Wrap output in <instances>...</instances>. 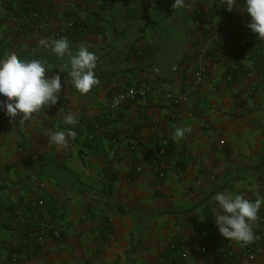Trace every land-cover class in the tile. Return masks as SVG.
Here are the masks:
<instances>
[{"label": "crops", "instance_id": "0c3cea01", "mask_svg": "<svg viewBox=\"0 0 264 264\" xmlns=\"http://www.w3.org/2000/svg\"><path fill=\"white\" fill-rule=\"evenodd\" d=\"M173 3L53 0L47 22L25 17L29 6L16 0L0 9V59L15 54L42 60L46 76L59 74L62 83L58 103L28 121L0 113V264H169L161 258L170 257L178 264H264V206L253 224L251 256L248 245L220 234L213 199L224 191L250 201L264 197V39L247 27L251 17L242 8L186 0L175 11ZM10 14L24 19L22 31ZM73 18L82 32L69 29ZM213 34L205 81L186 103L172 104L154 91L116 110L106 108L112 94L145 81L183 91L196 74V55ZM62 37L74 52L83 45L98 57L100 84L87 95L64 83L67 56L58 58L39 44ZM69 112L77 125L64 124ZM69 128L77 137L68 148L48 142L45 133ZM178 128L190 131L176 140ZM164 137L169 156L155 163L151 144ZM38 194L49 209L53 198L62 202L65 212L58 219L67 232L40 247L23 228L17 244L6 206H26ZM197 222L211 234L207 253L201 252ZM183 238L192 243L168 249ZM18 250L28 257L15 263L11 256Z\"/></svg>", "mask_w": 264, "mask_h": 264}, {"label": "clouds", "instance_id": "9594fccd", "mask_svg": "<svg viewBox=\"0 0 264 264\" xmlns=\"http://www.w3.org/2000/svg\"><path fill=\"white\" fill-rule=\"evenodd\" d=\"M228 11L233 8H242L250 14L251 21L247 27L257 33L259 39H264V0H243L242 7L237 6V0H220ZM187 6L186 0H174L172 7L175 11ZM41 47L49 49L58 58L67 56L70 71L67 73L69 82L76 91L87 95L90 90L100 84L95 75L98 57L86 46H81L73 51L67 37L58 39H41ZM48 68L42 60L19 59L15 54H10L0 59V113L15 119L21 115V121H28L34 113L44 110L45 106H54L58 103L62 91L61 76H46ZM122 99V97H121ZM118 103V101H117ZM66 125H77L78 118L71 112L63 117ZM190 129L178 128L174 139L179 140ZM48 142L58 148H68L69 143L75 140L77 132L74 128L57 130L45 133ZM218 205L214 210L216 226L220 234L240 245H248L256 239L253 224L258 218V213L264 206V197H257L255 201L246 199L241 194L228 191L217 192L213 197Z\"/></svg>", "mask_w": 264, "mask_h": 264}, {"label": "built area", "instance_id": "2783aa9c", "mask_svg": "<svg viewBox=\"0 0 264 264\" xmlns=\"http://www.w3.org/2000/svg\"><path fill=\"white\" fill-rule=\"evenodd\" d=\"M16 1L20 4L29 6L27 13H24L25 17H30V19L33 20L42 19L45 22L48 21L50 16L49 6L53 2V0ZM6 2L7 0H0V9H4ZM246 15L250 16V14H248L247 12ZM8 20L12 22L19 31H22L26 26V22L24 21V19H20L17 14H10L8 16ZM31 26H33V24ZM68 27L69 29L77 27L78 31L80 32L84 30V27L78 24L74 18L68 21ZM56 35H59V33H57ZM214 41L215 35L213 34L212 37H210V39L207 41L205 47L202 48L196 55V74L192 82L183 91L179 93H172L171 91L163 88V86H161L159 83L145 81L139 84L131 85L123 91L115 92L114 94H112L109 101L107 102L106 108L108 110H116L122 107L128 100L147 97L151 92L154 91L160 92L167 96L171 100L172 104L180 105L186 103L205 81L207 72L206 59L211 49H214ZM238 68L239 66L237 64L233 65L234 70H237ZM229 79H232V76H229ZM93 137V135L89 136L91 140L93 139ZM222 143H224V141ZM168 146L169 140L166 137L151 144V148L155 151V163L164 160L165 156L167 155ZM161 175L163 176L164 173H161ZM210 178L214 179L215 176L210 174ZM201 182L202 181L200 179L199 184H201ZM53 199L54 206L52 209L48 208L46 198L39 194L33 201H31V203L15 210H11L10 205L6 206L5 216L7 218H11L14 222L12 235L15 243L20 244L22 240L23 228L27 229L28 237L31 239L32 243L40 247L45 246L49 238L58 240L61 239L64 234H66L67 223L58 219V216L64 214L65 208L58 198ZM0 200L5 201V199L1 196ZM260 221L264 222V216L261 217ZM195 225L197 230L199 231L198 239L202 242L201 252L207 253L208 249L205 244L210 240L211 234L208 230L207 225H204L201 222H197ZM110 238L112 240H115V236L113 234H110ZM181 243H192V239L183 238L180 242H170L168 244V249L171 252H175L180 248ZM247 253L251 256H254L253 242L251 244H248ZM27 257L28 255L26 252H24L23 250H18L12 254L11 260L16 263L25 260ZM161 260L163 262L166 261L169 264H178L171 257L161 258Z\"/></svg>", "mask_w": 264, "mask_h": 264}, {"label": "trees", "instance_id": "16d2710c", "mask_svg": "<svg viewBox=\"0 0 264 264\" xmlns=\"http://www.w3.org/2000/svg\"><path fill=\"white\" fill-rule=\"evenodd\" d=\"M74 30H75V31H78V30H77V27H74ZM168 150H169V149H168ZM168 152L170 153V150H169ZM168 152H167V155L165 156V159H166V160H167V158H168V156H169V153H168ZM10 209H11V210H14L15 208L12 209V205H10Z\"/></svg>", "mask_w": 264, "mask_h": 264}]
</instances>
